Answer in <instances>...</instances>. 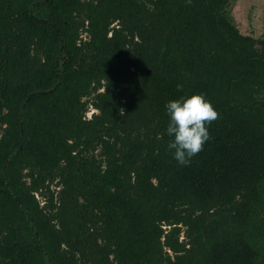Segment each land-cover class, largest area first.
Here are the masks:
<instances>
[{"label":"trees","instance_id":"16d2710c","mask_svg":"<svg viewBox=\"0 0 264 264\" xmlns=\"http://www.w3.org/2000/svg\"><path fill=\"white\" fill-rule=\"evenodd\" d=\"M234 3L0 0V264H264V32ZM192 95L219 118L180 166Z\"/></svg>","mask_w":264,"mask_h":264},{"label":"clouds","instance_id":"9594fccd","mask_svg":"<svg viewBox=\"0 0 264 264\" xmlns=\"http://www.w3.org/2000/svg\"><path fill=\"white\" fill-rule=\"evenodd\" d=\"M182 86L177 85V90ZM168 116L166 134L171 138L167 150L180 166H188L210 139L207 126L219 118V113L203 95L172 100L165 105Z\"/></svg>","mask_w":264,"mask_h":264},{"label":"rangeland","instance_id":"374dc122","mask_svg":"<svg viewBox=\"0 0 264 264\" xmlns=\"http://www.w3.org/2000/svg\"><path fill=\"white\" fill-rule=\"evenodd\" d=\"M247 1L249 0H235V3L232 7L234 20L236 21L237 28L241 29L243 33L249 32L254 33V36H258L260 33L264 32V20L258 17V15L262 14L264 11V0H253L251 4L253 5L257 3L258 6L252 10V12L247 11ZM245 11L250 14L249 20L246 19ZM93 112L94 111L92 110H88L85 114V118H89Z\"/></svg>","mask_w":264,"mask_h":264}]
</instances>
